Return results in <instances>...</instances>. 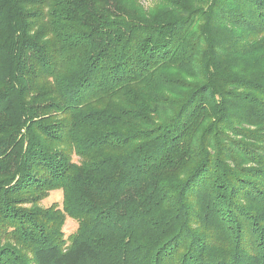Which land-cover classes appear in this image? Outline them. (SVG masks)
<instances>
[{
  "label": "trees",
  "instance_id": "16d2710c",
  "mask_svg": "<svg viewBox=\"0 0 264 264\" xmlns=\"http://www.w3.org/2000/svg\"><path fill=\"white\" fill-rule=\"evenodd\" d=\"M152 1L0 0V264H264V0Z\"/></svg>",
  "mask_w": 264,
  "mask_h": 264
},
{
  "label": "rangeland",
  "instance_id": "374dc122",
  "mask_svg": "<svg viewBox=\"0 0 264 264\" xmlns=\"http://www.w3.org/2000/svg\"><path fill=\"white\" fill-rule=\"evenodd\" d=\"M143 3L146 6H150L153 1L152 0H142ZM63 203V192L60 189L53 190L49 193V195L41 201V204L44 207H49L51 205H56V206H62ZM78 226V221L75 218L72 217H67L66 222L63 226V231L65 233V236H70Z\"/></svg>",
  "mask_w": 264,
  "mask_h": 264
}]
</instances>
